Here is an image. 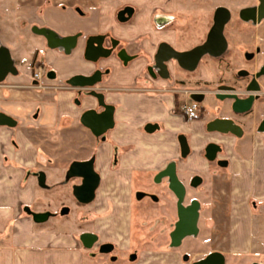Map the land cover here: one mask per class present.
<instances>
[{
	"label": "crops",
	"instance_id": "0c3cea01",
	"mask_svg": "<svg viewBox=\"0 0 264 264\" xmlns=\"http://www.w3.org/2000/svg\"><path fill=\"white\" fill-rule=\"evenodd\" d=\"M254 1L0 0V47L9 51L15 69L0 81V116H5V121L0 117V264H132L136 261L129 262L130 252L143 264L188 263L180 250L170 249L173 228L168 221L176 219V199L165 183L153 184L158 171L170 179L179 198V223L182 200L186 197L189 203L191 193L202 190L203 173L209 172L207 194L221 196L223 202L202 203L207 235L212 226L227 227L224 243L230 244L231 253L249 251L257 239L263 240V217L256 216L251 200L256 197L264 213V149L228 147L230 163L218 170L204 157V147L218 136L206 128L210 116L185 121L175 114L170 94L145 88L139 76L143 60L126 66L116 55L98 63L85 58L87 42L96 36L105 37V46L119 40L141 55L162 40L183 48L202 43L217 7H229L235 17ZM228 39L236 50L254 44L239 29L231 30ZM36 52L40 69L56 75L54 88L29 87ZM97 69L103 72L99 87L105 102L115 108V126L89 152L80 147L85 157L94 153L101 184L92 203H74L81 220L75 229L67 220L76 208L64 184L67 167L51 164L41 141L54 145L63 132L76 130L87 109H100L97 97L66 84L74 75H91ZM181 135L189 145L186 156ZM192 178L204 180L197 192L189 187ZM155 188L158 204L136 201L137 190ZM216 221L223 223L213 225ZM200 223L197 219L195 234L181 237L175 235L177 225L171 247L184 238L195 242L193 236L201 237ZM111 256L120 259L113 262Z\"/></svg>",
	"mask_w": 264,
	"mask_h": 264
},
{
	"label": "flooded vegetation",
	"instance_id": "af4514ba",
	"mask_svg": "<svg viewBox=\"0 0 264 264\" xmlns=\"http://www.w3.org/2000/svg\"><path fill=\"white\" fill-rule=\"evenodd\" d=\"M260 5H261V1L255 0L249 5L248 8L242 11H239L237 14L238 16L237 18H239L241 24L242 25L244 24L242 27H240L239 32L246 34L248 36V39L254 42V44L252 45V48L247 46L245 48L236 50L233 48L232 43L229 42V39H228L229 32H227V26L232 23L233 18H234L232 11L229 9L231 12V18L226 24L225 31H224V34L227 40L226 51L224 52V54L218 57L211 56L209 54L204 55L200 59V61L198 62L194 70H188L184 68L178 62V60L174 58L173 56L169 57L165 61L163 60L164 61L163 63L166 66L165 69L159 67L157 65L156 57L159 52L160 46L161 44H167L174 51H178V52L190 51L194 49L195 47L203 44L206 41L207 36H206V39L202 43L192 44L184 48L173 42L162 40L156 45L154 44L155 47L153 50L149 49L145 51L143 55L133 52L131 47L122 45L119 40L113 39L108 42L107 46H105L104 43L107 42V40L104 37L103 46L111 50L110 56L100 57L97 60H90L86 57V51H85V58L92 63H98L102 59H107L111 57L112 55H116V57L119 58L123 63H125L126 66H129V65L132 66L135 62L143 60L144 66L141 72H139V76H141V78H143V80L145 81L146 83L145 88H147V90L154 92V93L170 94L174 101L172 111L179 116L180 115L183 116L185 121L200 120L206 115H208L206 113V109L202 105V102L204 101L207 95L215 97L220 102H222L221 104L218 105V109H221L219 114L216 116L210 117L211 119L207 123L206 128L209 131V133H212V134L214 133V134H217L218 136L213 138L212 141L206 144V146L204 147V157L211 165L215 164V167L217 166L218 170H223L226 167H228L230 160L232 158L231 156L232 152L227 150L228 147L240 146L242 144L247 147H255V148L264 149V110L262 111L261 116L255 117L254 114H252L253 111L255 110L256 102L259 103L260 106L261 105L264 106L263 104L264 103V47L260 45V40L264 42V37H261L259 32L253 29V27L254 28L259 27V25L264 21V17H260L258 11L256 12L247 11L255 7L257 8ZM263 13H264V10H263ZM213 22H214V16H213ZM40 32L42 31L40 30ZM44 32L47 33V31H44ZM179 39L182 40V36L179 37ZM86 49H87V45H86ZM242 52L244 55L241 58L240 54ZM228 54L230 55L229 57H227V59L232 62L233 66L224 67V68L220 67L221 65L219 66L217 61L223 60L224 56ZM169 55H170L169 53L164 52V57H167ZM37 56H38V52L35 53L33 61L31 63L33 75H32V82L29 87L37 88L39 90H47V89L54 88L56 85H54L52 82L57 78L56 75L54 74L53 71L40 69V68H43L42 67L43 65L41 63L37 64V61H36ZM205 60H208L207 65H212L214 67H217V70L219 71L217 73V76L214 79H208V81L200 79L201 77L197 74L198 67L204 64ZM97 71L101 72V78L97 83H95L92 86L81 87V86H75L72 83H70L71 79L77 75L72 76L67 81L66 84L68 86L84 90L86 91L88 95L97 97V99L99 100L98 107L100 109L91 108V109H87L86 111L95 110L97 114H100L105 110L104 105H110V104H107L105 102L104 92L99 87L103 79V72L101 69H97L94 71V73ZM94 73H92L91 75H93ZM224 74H228L227 77H223ZM91 75H83V76H91ZM201 82L203 84L202 85L203 89L202 88L200 89ZM254 83L256 84L258 88L249 89L250 86L254 85ZM231 94H234L239 99H243V100L248 99L251 96H253V102H252L251 108L247 111L236 112L233 109L234 100L226 97V95H231ZM100 96L103 98L104 104L101 103ZM222 96H224V98H222ZM189 111L193 113L192 116L189 115L188 113ZM114 113H115V108H114ZM82 116L80 117L78 124L73 129H77L78 128L77 126H79L81 128V131H87L89 135L92 137V143L89 146L81 145L82 148L86 149L89 152L95 140L105 136V134L109 130L113 129V127L115 126V121H114L112 128L108 129L101 136H96L95 134H93V132L89 128L83 125V123L81 122ZM217 120L231 121L233 130L232 128L227 127V125L212 126V123H214ZM148 129L149 130L153 129L152 125H149ZM68 131L70 130H67V132ZM182 136L186 137V135H181V137ZM210 144H215L219 147V150L216 152V156L213 159H209L207 157V147ZM83 155L69 160L68 166L64 173V184L68 186L69 194L71 197L73 196L75 204L78 206L80 205L86 206L92 203L95 197L89 203H82L75 197L74 189L75 187L82 185L83 178L69 176V169H70L71 164L74 161H87V160L93 159L94 169L96 173L99 175V183H98L97 189L95 190V196L101 184V175L96 169L94 153H91L87 157ZM210 171L215 172L216 170L211 169ZM160 174H161V171H158L155 173L153 180H152L153 184L162 185L163 183H165L167 185V189L174 194L175 199H176V204H175V210H176V215H177L176 219L174 221L171 220L168 222H169V225L172 226L173 228L169 234L170 249H174L178 251L185 244L184 242L185 238L181 242H179L178 245H175L174 247H171V244L173 241L172 233L174 232V230L176 229L180 221V217H179L180 205L178 203L179 198L174 193V191L170 188V179L167 177H164V175L161 176ZM203 183H204V180L202 178L201 180L192 178L190 179L189 187L193 188L196 191ZM155 190L156 188L154 189L153 192H150L146 189L137 190L135 192L136 201L137 202L147 201L148 204L149 203L158 204L160 202V197L154 194ZM209 196H210L209 199H211V201L213 202L215 200H218L219 198H220L219 203L223 202V198L221 196L217 198L213 195V193ZM185 200H186V197L182 200V204H181L182 206L181 208H183V210L184 208L191 209V207L193 206V202L197 201L198 213H199L198 223H200L202 220V216H203L202 201L198 198H193L191 199L189 203H185ZM251 203H252V207L254 208V212L257 214L256 216H260L264 218V213L260 209L257 203L256 197L252 198ZM212 205L214 207V203ZM190 209L188 211H190ZM261 221H262V224H264V220L261 219ZM156 222H160V221L156 220ZM156 222H155V225H156ZM161 222H166V218L162 219ZM215 223L221 225L223 221L213 222V225ZM226 223H228L227 220H226ZM157 224H160V223H157ZM200 232L201 231H200V226H199V233ZM228 234H229V229L227 227L214 228V226H212L210 234L204 237L203 239H202V236L200 237L199 234L197 236H193V239L194 241L197 242V244H200L201 242L206 243L207 248L205 250H202L203 252L201 256L197 259L195 258L192 259V257L188 253H181L183 261L191 262V264H198L199 262L205 260L207 257H209L212 254H220L223 257V264H264V251L260 248L261 245H264V238L263 240L257 239L256 241L258 242L254 243L252 246L253 249L249 251L231 253L229 251L230 244L224 243L228 241L229 239ZM113 248L117 249V247L111 246L112 251L114 250ZM197 253H200V252H197ZM110 259L113 262H118L120 258L118 256H111ZM128 259H129V262H135L138 260V256L136 255V253L130 252L128 255ZM217 260H219V258ZM217 260L216 262L212 264H218L219 262Z\"/></svg>",
	"mask_w": 264,
	"mask_h": 264
},
{
	"label": "water",
	"instance_id": "95a60500",
	"mask_svg": "<svg viewBox=\"0 0 264 264\" xmlns=\"http://www.w3.org/2000/svg\"><path fill=\"white\" fill-rule=\"evenodd\" d=\"M261 5L259 7H255L249 9L247 11L256 12L258 11L260 17H264V0H260ZM231 18V12L228 8L224 6H219L215 10L214 14V22L209 30L206 41L195 47L190 51L178 52L174 51L169 45L161 44L159 52L156 57L157 65L163 69H165V64L163 63L166 59L173 56L178 60V62L188 70H194L200 61V59L209 54L211 56H221L227 49V40L224 34L226 24ZM103 36H96L88 40L87 49H86V57L90 60H97L100 57H108L111 54V50L105 48L103 46ZM164 52L169 53L170 55L164 57ZM123 54V53H122ZM121 54V55H122ZM123 56V55H122ZM164 60V61H163ZM15 69L12 66L11 56L9 51L5 47H0V81L4 79V77L9 72H14ZM101 78V72L97 71L91 76H83L77 75L73 77L70 81L75 86H92L97 83ZM254 86V87H253ZM257 89L258 87L254 83V85L250 86L249 89ZM226 97L234 100L233 109L236 112L247 111L251 108L253 102V96L248 99H239L236 95H226ZM224 98V96H222ZM100 101L103 103V98L100 96ZM104 104V103H103ZM105 110L97 114L95 110L86 111L82 118L81 122L84 126L89 128L93 134L96 136H101L108 129L113 127L114 124V107L111 105H104ZM5 121V116H0ZM7 119V117H6ZM9 120V119H7ZM214 125H227V127L232 128L233 126L231 121L229 120H217L212 123ZM182 153L184 156L189 153V145L187 143V139L185 136L180 138ZM219 150V147L215 144H210L207 147V157L209 159H213L216 156V152ZM69 176L71 177H81L83 178V183L80 186L75 187L74 195L75 197L82 203H89L95 197V190L98 187L99 183V175L96 173L94 169L93 159L87 161H74L69 169ZM182 200L183 195H179ZM198 203L194 202L190 211H186L181 208L183 212L181 215V222L179 223L177 230L175 232L176 236H186L195 234L197 232V219L198 213L197 209ZM188 214V215H187ZM43 217V216H42ZM42 217H37V219H42ZM88 239L93 238L90 235H87ZM219 258V260H217ZM218 264H223V257L220 254H212L207 257L205 260L199 262L198 264H212L216 262Z\"/></svg>",
	"mask_w": 264,
	"mask_h": 264
},
{
	"label": "rangeland",
	"instance_id": "374dc122",
	"mask_svg": "<svg viewBox=\"0 0 264 264\" xmlns=\"http://www.w3.org/2000/svg\"><path fill=\"white\" fill-rule=\"evenodd\" d=\"M227 8H229V7H227ZM237 17L238 16H235L233 18L232 23L227 26V32H230L231 30H234V29H240L242 24H241L239 18H237ZM253 29L257 30L261 37H264V21L259 25V27H255V28L253 27ZM260 45L262 47H264V42L262 40H260ZM229 55L230 54L225 55L223 60L217 61L219 66L221 65L220 67L224 68V67L233 66L232 62L227 59V57H229ZM240 55L242 58L244 55L243 52ZM207 64H208V60H205L204 64H202L198 67L197 74L199 76H204V77H207L209 79H214L217 76V73L219 71L217 70V67H214L212 65H207ZM227 75L228 74H224L223 77H227ZM202 85L203 84L201 82L200 83V89L203 87ZM221 103L222 102H220L217 98L207 95L205 97L204 101L202 102V105L206 109V113L210 117H213V116L218 115L219 112L221 111V109H218V105ZM262 106L263 105L260 106L259 103H257V102L255 103V110L252 113V114H254L255 117L262 115V111L264 110V106L263 107ZM77 127L78 128L75 131L63 132L62 136H60V138L54 143V145L49 141H45V140L41 141V145L52 156L53 161H51V164H54V166L63 164L64 166L67 167L69 160L80 157L81 153L84 154V151L83 152L80 151L81 145L82 146H84V145L89 146L92 143V137L87 133L84 134L81 131V128L79 126H77ZM203 176L205 177V184L201 188L202 190H200L199 192L196 191L197 193H195V196H193V192H192L191 196L189 197L187 202H190L189 200L192 197H196V198L200 199L202 201V203L205 204L208 201V199L210 198V196L207 194L208 193V187H209L208 181L211 180L212 178H211V175L209 172L203 173ZM71 200H72L71 201L72 205L76 206L74 204L75 201H74L73 196L71 197ZM65 219H67V218H65ZM67 220L71 221V224H72V226L75 227V229L80 227V225H81L80 210L77 206H76V208L75 207L73 208L72 215ZM263 220H264V218H263ZM200 230H201V236L203 239L204 237L207 236V232H208L207 227H206V221L204 219L201 220ZM206 248H207L206 243L201 242L200 244H197L196 241L193 242L191 239H189V240H186L183 247L179 250L182 253H188L192 257V259L193 258L197 259L201 256V254L203 252L202 250H205ZM260 248L264 251V245H261ZM197 252H200V253H197ZM141 260H142V258H140V260H138L132 264H143V262H141ZM108 263H112V262H110L108 260ZM128 264H130V263H128ZM186 264H191V262H188Z\"/></svg>",
	"mask_w": 264,
	"mask_h": 264
},
{
	"label": "built area",
	"instance_id": "2783aa9c",
	"mask_svg": "<svg viewBox=\"0 0 264 264\" xmlns=\"http://www.w3.org/2000/svg\"><path fill=\"white\" fill-rule=\"evenodd\" d=\"M188 113H189V115H190V116H192V115H193V113H191L190 111H189Z\"/></svg>",
	"mask_w": 264,
	"mask_h": 264
}]
</instances>
